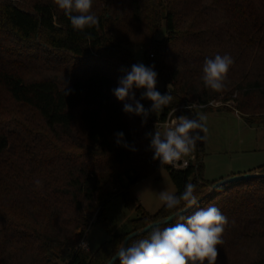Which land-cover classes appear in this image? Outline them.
I'll return each instance as SVG.
<instances>
[{
  "label": "trees",
  "instance_id": "obj_1",
  "mask_svg": "<svg viewBox=\"0 0 264 264\" xmlns=\"http://www.w3.org/2000/svg\"><path fill=\"white\" fill-rule=\"evenodd\" d=\"M91 11L99 26L85 30L88 39L53 0H0V264H108L130 233L187 208L151 215L132 191L161 168L146 134L180 106H235L249 125H264V0H93ZM133 46L166 85L156 90L173 96L144 125L112 91L137 64ZM217 54L234 59L219 93L201 79ZM143 91L133 89L148 109ZM199 160L197 169H167L177 195L196 185L198 203L161 227L215 205L229 220L217 264H264V164L251 172L263 176L210 191L225 179L205 181ZM117 198L137 214L114 233L108 206ZM92 224L110 238L95 251L77 248Z\"/></svg>",
  "mask_w": 264,
  "mask_h": 264
},
{
  "label": "clouds",
  "instance_id": "obj_2",
  "mask_svg": "<svg viewBox=\"0 0 264 264\" xmlns=\"http://www.w3.org/2000/svg\"><path fill=\"white\" fill-rule=\"evenodd\" d=\"M53 3L68 17L74 30L91 39L85 30L99 26V18L91 11L93 0H53ZM233 64L234 59L229 54L205 58L201 76L204 86L213 92H222ZM154 67L143 63L133 64L131 70L118 80V86L112 90L118 101H131L124 103L123 111L142 117V125L146 124L151 113L159 114L173 101L170 92L161 94L156 90L158 73ZM134 88L145 90L140 99L150 100V108L146 109L135 98ZM69 94L70 90H67L66 85L64 95ZM186 107L193 112L196 104L191 103ZM207 132L205 116L180 115L165 130L155 127L154 133H147L146 136L150 138L149 147L154 153L153 160H158L162 167L175 166L189 156L198 142L202 143L207 139ZM115 136L118 146L130 147L124 142L123 132H117ZM130 150L136 151L134 147ZM35 186L42 187L41 181L36 180ZM195 190V184L187 183L179 195L161 191L159 199L168 210L178 208L182 202L187 207H193L198 203ZM181 219L183 222L163 228L159 224H149L146 228L147 236L135 239L127 246L124 242L121 243L109 257V264H117V260L119 264H217L218 246L224 243L222 237L229 224L228 217L215 205H209ZM127 240H131V237ZM77 248H88V244L81 241Z\"/></svg>",
  "mask_w": 264,
  "mask_h": 264
},
{
  "label": "rangeland",
  "instance_id": "obj_3",
  "mask_svg": "<svg viewBox=\"0 0 264 264\" xmlns=\"http://www.w3.org/2000/svg\"><path fill=\"white\" fill-rule=\"evenodd\" d=\"M164 35L165 31L162 28L159 37ZM131 51L136 58V63L147 66L145 49L133 46ZM165 87L164 82L157 79V89L163 90ZM184 112H178L176 115H182ZM156 115L158 114L151 113V116ZM195 115L206 117L208 129L207 139L202 143L198 142L194 150L199 154L201 152V170L205 181L216 182L249 174L264 164V125L249 127L240 118L235 106L226 109L213 107L209 112L197 107L188 114V116ZM132 191L144 209L154 215L164 205L159 199L160 192L168 191L176 194V187L168 170L161 167L154 175L135 184ZM136 214L135 211L125 208L121 198L115 199L108 206V217L115 222L112 231L115 233L123 229L129 230V221L135 218ZM108 238L110 235L104 228L92 224L82 239L88 244V248L84 249L95 251Z\"/></svg>",
  "mask_w": 264,
  "mask_h": 264
},
{
  "label": "built area",
  "instance_id": "obj_4",
  "mask_svg": "<svg viewBox=\"0 0 264 264\" xmlns=\"http://www.w3.org/2000/svg\"><path fill=\"white\" fill-rule=\"evenodd\" d=\"M150 56L153 57V55H150ZM187 105H189V104L186 103V104L180 106L179 108L173 110L168 115L166 120L156 123L155 127L158 128L159 130L163 131L167 127L171 126V123L173 120L176 119V117H177L176 114H178V112L189 111L186 107ZM210 105L217 107V106L221 105V103L216 102V103H211ZM197 107L203 108L204 105L196 104L195 108H197ZM200 154H201V152H200ZM200 154L197 151H193L189 156H186L180 162H177V164L175 166L165 165L162 167L169 169L170 171H175V172L186 171V170L190 169L191 167H195L197 169L199 164H200V160H199ZM185 162H186V166H185ZM157 163L160 166V162L158 160H157Z\"/></svg>",
  "mask_w": 264,
  "mask_h": 264
},
{
  "label": "water",
  "instance_id": "obj_5",
  "mask_svg": "<svg viewBox=\"0 0 264 264\" xmlns=\"http://www.w3.org/2000/svg\"><path fill=\"white\" fill-rule=\"evenodd\" d=\"M259 176H263V175H259V174H254V173H249V174H244V175H239V176H233V177H230V178H227L223 181H220L218 183H216V185L214 186H211L210 187V191H213L215 188H217L218 186H221V185H224V184H227V183H232V182H237V181H243V180H248V179H251V178H255V177H259ZM194 207V206H193ZM193 207H187L181 211H178L172 215H170L169 217H166V218H163L161 220H158V221H155L153 223H150V224H159L160 226L161 225H164V224H168V223H171L174 219H176L177 217L187 213L189 210H191ZM148 226V225H147ZM146 227H144L143 229L141 230H137V231H134L132 233H130L125 239H124V243H125V246H127L128 241L127 238L131 237V240L141 234H144L146 233ZM109 264V262H108Z\"/></svg>",
  "mask_w": 264,
  "mask_h": 264
},
{
  "label": "crops",
  "instance_id": "obj_6",
  "mask_svg": "<svg viewBox=\"0 0 264 264\" xmlns=\"http://www.w3.org/2000/svg\"><path fill=\"white\" fill-rule=\"evenodd\" d=\"M182 115H188V113L185 111ZM180 116V115H179ZM179 116H177V117H179ZM240 118H242L241 116H240ZM243 119V118H242ZM244 120V119H243ZM245 121V120H244ZM246 122V121H245ZM247 123V122H246ZM247 125L249 126V127H255V126H257V125H249L248 123H247ZM202 154H203V151H202ZM202 157H203V155H202Z\"/></svg>",
  "mask_w": 264,
  "mask_h": 264
}]
</instances>
